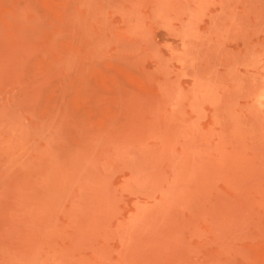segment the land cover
<instances>
[{
  "label": "rangeland",
  "instance_id": "1",
  "mask_svg": "<svg viewBox=\"0 0 264 264\" xmlns=\"http://www.w3.org/2000/svg\"><path fill=\"white\" fill-rule=\"evenodd\" d=\"M263 90L264 0H0V264H264Z\"/></svg>",
  "mask_w": 264,
  "mask_h": 264
},
{
  "label": "bare ground",
  "instance_id": "2",
  "mask_svg": "<svg viewBox=\"0 0 264 264\" xmlns=\"http://www.w3.org/2000/svg\"><path fill=\"white\" fill-rule=\"evenodd\" d=\"M263 91H264V90H263ZM261 93H262V92H261ZM260 96H261V97H260V103H261V104H260V103H259V104H260V105H262V104L264 105V92H263ZM257 98H258V97H256V99H257ZM257 101H259V99H257ZM262 108H263V110H264V107H262Z\"/></svg>",
  "mask_w": 264,
  "mask_h": 264
}]
</instances>
